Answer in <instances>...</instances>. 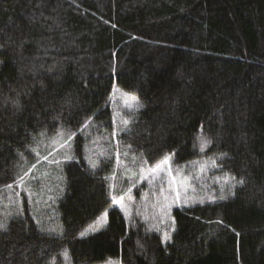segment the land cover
Segmentation results:
<instances>
[{
    "label": "trees",
    "instance_id": "16d2710c",
    "mask_svg": "<svg viewBox=\"0 0 264 264\" xmlns=\"http://www.w3.org/2000/svg\"><path fill=\"white\" fill-rule=\"evenodd\" d=\"M114 85L139 101L118 144ZM59 127L72 135L57 165L60 234L25 196L1 205L0 264H63L62 253L70 264H264V0H0V194ZM117 146L150 166L212 158L235 185L173 209L163 243L112 206L126 187L111 185ZM104 212V228L79 236Z\"/></svg>",
    "mask_w": 264,
    "mask_h": 264
},
{
    "label": "rangeland",
    "instance_id": "374dc122",
    "mask_svg": "<svg viewBox=\"0 0 264 264\" xmlns=\"http://www.w3.org/2000/svg\"><path fill=\"white\" fill-rule=\"evenodd\" d=\"M124 93L114 85L109 100L112 110L113 138L117 144V135L125 130L130 121V116L125 112L129 113L138 108L132 100L133 96L128 94L125 97ZM125 101L133 107L131 109L126 107ZM124 120L128 123L124 124ZM69 136H71L70 140H68ZM204 140L201 138V147ZM71 142L72 135L59 127L53 139L43 142L42 155L40 161L34 164L35 167L32 166L14 187H8V190L0 194V207L1 205L5 209L21 207L25 196L35 219L42 221L43 229L53 235L60 234V223L55 217L53 207V202L55 203L63 187L61 168L57 165L61 160L71 158ZM96 153L97 156L103 157L100 149ZM113 158L115 168L110 176L111 185L114 188L124 181L126 187L119 196L115 197L118 202L112 200V206L120 210L127 222L138 217L149 230L158 233L161 239L165 232L170 236L173 233L174 220L171 214L173 209L213 202L220 199L221 195H229L235 185L231 177L219 171L212 158L202 157L181 166L172 165L169 159L167 164L162 165L159 173L149 171L158 162L152 166L147 165L123 146H117ZM98 217L82 232L86 231L88 235L104 228L107 224V212ZM53 229L54 232L50 231ZM62 261L63 264H70L67 254L62 253ZM102 264H120V262L117 259H108Z\"/></svg>",
    "mask_w": 264,
    "mask_h": 264
},
{
    "label": "snow or ice",
    "instance_id": "6c2138e0",
    "mask_svg": "<svg viewBox=\"0 0 264 264\" xmlns=\"http://www.w3.org/2000/svg\"><path fill=\"white\" fill-rule=\"evenodd\" d=\"M125 97H127L128 96V94L127 93H124L123 94ZM132 100L135 102V105L136 106H139V101H138V99L135 97V96H133L132 97ZM19 105H18V102H17V107H18ZM125 106L126 107H128L129 109H131L132 107H133V105H131V104H128L127 103V101H125ZM89 119H91V118H89ZM123 123L124 124H127L128 123V121L127 120H124L123 121ZM85 126H87V121L85 122ZM75 133H73V135H74ZM71 139V136H69L68 137V140H70ZM65 143H67V140L65 141ZM208 144H211V140H207V139H205L203 142H202V147H201V151H203L204 150V147H206ZM22 155V154H21ZM226 154H224V153H222L221 154V158H223V156H225ZM45 159H47V157H44ZM169 159H170V155H165L162 159H161V161H159L156 165H154L151 169H149V171H151V172H153V173H159L161 170H162V165H165V164H167L168 162H169ZM213 163H215V161H213ZM33 167H35V165H33ZM92 168L93 169H95L96 168V164L95 163H93L92 164ZM21 179H22V177H21ZM232 179H235L234 177L232 178ZM237 183L238 184H244V180H239V181H237ZM11 185H9V187H10ZM228 197H227V195H221L220 196V199H227ZM113 200H114V202H118V201H116V198L115 197H113ZM98 220L100 219V217H98L97 218ZM0 230H7V226L5 225V224H3V223H0ZM151 230V229H150ZM50 231H55L54 229L53 230H50ZM86 235V231L85 232H81L80 233V236L81 237H83V236H85ZM171 239V236H170V234L168 233V232H165L164 234H163V236H162V242H166V241H168V240H170ZM65 255H66V253H65Z\"/></svg>",
    "mask_w": 264,
    "mask_h": 264
}]
</instances>
